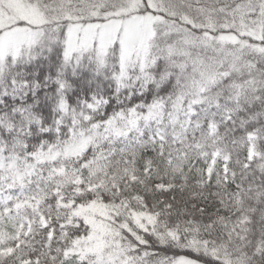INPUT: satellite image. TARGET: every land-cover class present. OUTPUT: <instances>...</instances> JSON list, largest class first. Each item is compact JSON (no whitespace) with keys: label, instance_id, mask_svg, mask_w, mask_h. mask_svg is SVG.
Returning a JSON list of instances; mask_svg holds the SVG:
<instances>
[{"label":"snow or ice","instance_id":"snow-or-ice-1","mask_svg":"<svg viewBox=\"0 0 264 264\" xmlns=\"http://www.w3.org/2000/svg\"><path fill=\"white\" fill-rule=\"evenodd\" d=\"M0 264H264V0H0Z\"/></svg>","mask_w":264,"mask_h":264}]
</instances>
